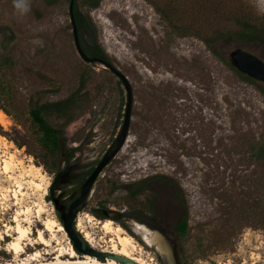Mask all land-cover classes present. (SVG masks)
I'll return each instance as SVG.
<instances>
[{
	"label": "rangeland",
	"instance_id": "374dc122",
	"mask_svg": "<svg viewBox=\"0 0 264 264\" xmlns=\"http://www.w3.org/2000/svg\"><path fill=\"white\" fill-rule=\"evenodd\" d=\"M84 1L77 0V9L91 23L103 54L128 78L133 103L127 140L102 170L76 219L103 246L96 223L104 220L90 210L105 202L107 216L118 218L125 212L121 218L125 227L113 223L133 238L137 247L133 255L149 264H264V163H256L250 152V147L264 143V84L241 79L226 63L236 48L264 62V45L217 39L206 46L194 37H180L144 0H101L96 8ZM206 1L212 7L225 4L223 17L237 3L264 16V0H173V4L198 18L199 6ZM29 2V10L20 12L13 0H0V87L4 90L0 107L7 110L8 114L1 111L9 122L0 125L6 143L0 144V155L13 153L14 161L21 162L14 176L18 167L26 169L33 163L48 183L43 194L28 176L22 180L25 194L19 204L0 201V234L4 224L13 225L16 210L33 209L24 252L18 257L7 253L4 248L12 237L5 236L0 240V263L22 261L36 251H47L49 255L43 254L39 261L51 262L58 249H67L69 239L61 233H56L59 243L53 241L49 247L35 243L36 230L45 218L59 222L52 201L45 199L49 185L54 174L67 167L62 191L77 190L117 136L126 103L125 90L114 75L102 64H88L78 57L69 1ZM212 24L206 35L222 25ZM82 74L87 84L81 95L86 99L72 119L46 117L65 140L55 157L40 145L30 105L66 98ZM71 149L75 153L64 162ZM157 174L178 184L177 195L174 188L159 186L154 192L124 199L125 185ZM14 187L0 175V198L5 189ZM36 202L44 207L39 218L34 213ZM184 214L187 231L179 237L174 228ZM253 214L256 219L251 221ZM151 237L158 246L146 243L145 238ZM68 258L72 259L67 254L62 257ZM73 259L84 258L76 254Z\"/></svg>",
	"mask_w": 264,
	"mask_h": 264
},
{
	"label": "trees",
	"instance_id": "16d2710c",
	"mask_svg": "<svg viewBox=\"0 0 264 264\" xmlns=\"http://www.w3.org/2000/svg\"><path fill=\"white\" fill-rule=\"evenodd\" d=\"M48 2H53L55 0H47ZM69 1V0H68ZM101 0H85L84 3L91 8H96ZM147 2L158 15L166 21V23L171 28L172 32L180 37L191 36L200 40L204 45L208 46L212 41L217 39H222L224 41H233L236 43H257L264 45V16H256L252 14L242 3H237L234 5V10L228 11L224 17L221 15L223 12L222 2L217 3L216 6L212 7V3L209 1L204 5L199 6V10L202 12L198 18L195 17L188 11L184 13V9H179V6L173 4V0H144ZM179 7V8H178ZM179 9V12H178ZM220 14V15H219ZM219 15V17H217ZM73 16L75 25L78 32L79 43L84 50V52L90 57H99L108 62L109 59L103 54L102 49L97 44L95 37L93 35L92 25L77 9V0H74L73 6ZM214 22L221 23L218 27H215L212 31L206 35V29L211 27ZM223 22V23H222ZM214 27V26H212ZM85 36V37H84ZM228 66L230 64L226 62ZM237 75L252 84H255L253 80H250L240 72ZM87 84V79L85 74L79 77L77 88L66 98L43 104H31L29 110V116L31 122L37 127L38 140L40 145L47 149L53 156L58 157L61 147L64 145V138L62 136V131L51 126L46 117L50 114L58 118H64L70 121L78 108L82 107L85 103L84 95L81 92ZM117 84L121 85V82L117 79ZM4 94L3 86L0 87V96ZM8 114L6 109L0 107ZM76 150H67L64 155V162H68ZM251 156L254 158L256 163H264V143L260 142L256 145L250 147ZM70 168H63L59 170V176L55 179L53 177L48 190L50 191L45 197L48 201H54V193L51 190L54 189L56 183L61 181L62 177L69 171ZM91 169L89 173L92 171ZM84 179L80 182H82ZM167 186L169 188H174V195L180 188L178 184L169 176L157 174L151 177L141 179L139 181L132 182L125 185L126 192L124 194V199H132L142 195L146 191L154 192V187ZM177 190V192H176ZM153 193V197H154ZM264 195V194H263ZM227 202V200H225ZM105 202H100L99 206L90 210L92 215H94L99 220L111 219L112 221L118 223L121 227H125L122 223L121 218L126 216L125 212H122L118 218H112L105 214ZM264 203V199H263ZM234 206H232L233 209ZM254 215V214H253ZM242 218V217H241ZM256 216L252 217L251 221H254ZM141 221V220H138ZM252 224H255V222ZM175 231L179 237H183L187 231V217L184 214L175 225Z\"/></svg>",
	"mask_w": 264,
	"mask_h": 264
},
{
	"label": "bare ground",
	"instance_id": "6f19581e",
	"mask_svg": "<svg viewBox=\"0 0 264 264\" xmlns=\"http://www.w3.org/2000/svg\"><path fill=\"white\" fill-rule=\"evenodd\" d=\"M0 125H2L3 127L9 125L8 120L6 119L4 113L1 110H0ZM0 144L6 146L5 138L2 137L1 135H0ZM11 146L12 145L10 144L9 147ZM14 157L15 156L13 153H9L7 156L0 155V175H5V177L8 180L12 181L13 184L15 185L14 189H5V193L1 194L0 201H2V203L13 201V205L19 204L20 197L24 196L25 194L23 192L24 187L22 180L28 176L34 178V180L33 179L31 180V184L33 185V187L37 191H43L42 193L45 194L48 180L45 173L41 171V168L37 167L33 163H29L26 166V169L22 168L23 166L18 167L19 173L17 176H14L17 165L18 164L22 165L21 162L17 164L14 161ZM28 162H30V160H28ZM35 179H37L38 181H35ZM34 206L36 208L34 213L39 218V216H41V214L44 211L43 209L44 207L41 202H36ZM32 210L33 209L30 206H24V208H20L19 210H16L11 220V222H13V225L4 224L5 230L2 234H0V240H3L5 236L12 237V240L9 241L6 245V251L11 252L15 257H18L20 254L24 252L23 241L30 237L31 221L28 217L32 213ZM87 220L91 222L92 219L88 216ZM96 227L99 228L102 234L99 241L103 243V246L101 245L99 246L98 244H96V241L94 240L90 232L87 231L83 226V223L80 218L77 220L75 224V229L77 230V232L82 236L83 240H85V242L92 248L98 249L102 252L112 253L127 258L131 261V262H125L124 264H149L147 261L138 257L137 255H136L137 257L133 255L132 251L137 248L133 241V238L130 235L126 234L119 225L114 224L112 220L105 219L102 222L99 221L96 223ZM138 228L141 230H145V228L142 227V225L140 224H138ZM46 233L48 234L49 238H46L45 236ZM56 233H61L62 236L68 238L61 223H59L55 218L47 217L42 221L41 229L36 230L35 243H37L38 245H43L45 247H49L51 245V242L53 241L59 243V240L56 237L57 235ZM145 241L149 245H154V243H156V238H152V239L145 238ZM68 243L69 246L66 247L67 248L66 250L63 248L58 249L57 251L58 254L55 257H53L52 259L53 261L51 262H46V263L40 262L39 260L43 254L45 255H49V254L47 251H45L44 253L36 251L32 255L30 256L28 255L29 257L27 256L28 258H25L22 261H18L14 258L11 261L0 264H30L31 262H36L34 264H121L110 258H105L103 261H100L97 258L86 254L83 255L84 259H73V257L76 256V252L74 251L71 242L68 241ZM155 245H157V243ZM65 254H67L68 257L72 259L68 258L66 260H63L62 257Z\"/></svg>",
	"mask_w": 264,
	"mask_h": 264
},
{
	"label": "water",
	"instance_id": "95a60500",
	"mask_svg": "<svg viewBox=\"0 0 264 264\" xmlns=\"http://www.w3.org/2000/svg\"><path fill=\"white\" fill-rule=\"evenodd\" d=\"M73 6L74 0H69L67 12L69 23L71 26L73 45L78 57L83 62L88 64L100 63L104 66L105 69H107L112 75H114L121 82L125 90L126 103L123 120L119 132L117 133V136L115 137L111 145L108 147L102 158L98 161L96 166L86 177V179L82 182V184L77 188L71 198L65 199L61 202H58V200H54L53 203L54 208L57 209L59 213V222L64 228V231L66 232V235L69 241L71 242L74 251L77 254H86L89 256H93L100 261H103L105 258H110L118 263L124 264L125 262L131 261L127 258L112 253L102 252L98 249H94L89 246L75 229L74 218L75 215L83 208L85 201L91 194L93 186L97 178L100 176L104 167L112 159L115 158V156L122 149L127 140L131 121V108L133 103L132 88L126 75L121 72L118 68H116L112 63L99 57H90L84 52L78 39V32L73 16ZM228 60L230 65L235 70H237L250 80H253L254 82L264 84V62L258 59L256 56L240 48H236L229 53Z\"/></svg>",
	"mask_w": 264,
	"mask_h": 264
},
{
	"label": "flooded vegetation",
	"instance_id": "af4514ba",
	"mask_svg": "<svg viewBox=\"0 0 264 264\" xmlns=\"http://www.w3.org/2000/svg\"><path fill=\"white\" fill-rule=\"evenodd\" d=\"M58 176H59V171H57V172L54 174L55 179L58 178ZM61 180H62V179H61ZM60 183H61V181L59 180V182L56 183L54 189L51 190V192L54 193V195H53L54 200H58V202H61V201L65 200V199H68V198H71V197L73 196V194L75 193V192H74V193L64 194V192L62 191V188H61ZM48 192H50V191L48 190ZM52 203H53V202H52ZM53 206H54V203H53ZM55 210H56L57 218L59 219V217H58V216H59L58 210H57V209H55ZM76 215H77V214H76ZM76 215H75L74 221L77 220V219H76ZM76 254H77V253H76ZM0 255H1V252H0ZM78 255H79L80 257H83V255H80V254H78Z\"/></svg>",
	"mask_w": 264,
	"mask_h": 264
},
{
	"label": "clouds",
	"instance_id": "9594fccd",
	"mask_svg": "<svg viewBox=\"0 0 264 264\" xmlns=\"http://www.w3.org/2000/svg\"><path fill=\"white\" fill-rule=\"evenodd\" d=\"M14 7L20 12H26L29 10V0H13Z\"/></svg>",
	"mask_w": 264,
	"mask_h": 264
},
{
	"label": "built area",
	"instance_id": "2783aa9c",
	"mask_svg": "<svg viewBox=\"0 0 264 264\" xmlns=\"http://www.w3.org/2000/svg\"><path fill=\"white\" fill-rule=\"evenodd\" d=\"M3 240H4V239H3ZM3 240H1V241H3ZM6 244H7V243H6ZM4 250L6 251V247L4 248ZM6 252H7V251H6ZM7 253H8V252H7ZM28 255H29V254H28ZM28 255H27V256H28ZM11 260H12V259H11Z\"/></svg>",
	"mask_w": 264,
	"mask_h": 264
}]
</instances>
